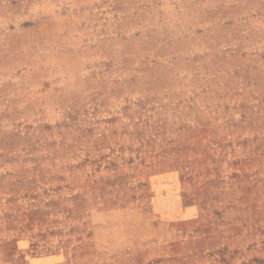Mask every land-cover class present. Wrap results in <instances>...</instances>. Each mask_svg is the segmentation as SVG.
<instances>
[{"label": "rangeland", "instance_id": "obj_1", "mask_svg": "<svg viewBox=\"0 0 264 264\" xmlns=\"http://www.w3.org/2000/svg\"><path fill=\"white\" fill-rule=\"evenodd\" d=\"M1 255L264 264V0H0Z\"/></svg>", "mask_w": 264, "mask_h": 264}, {"label": "crops", "instance_id": "obj_2", "mask_svg": "<svg viewBox=\"0 0 264 264\" xmlns=\"http://www.w3.org/2000/svg\"><path fill=\"white\" fill-rule=\"evenodd\" d=\"M123 215V216H120ZM118 219L109 221V227L105 230L114 236L116 232L126 238L129 243L127 249L131 252H138L151 247H162L178 241L182 238L181 233L176 230L173 224L155 220L145 209L136 212H125L119 214ZM99 228L95 229V232ZM96 237V247L103 248L100 240ZM108 246V245H107ZM106 247V246H105ZM0 264H11L0 256ZM51 264H67L66 260H55Z\"/></svg>", "mask_w": 264, "mask_h": 264}]
</instances>
